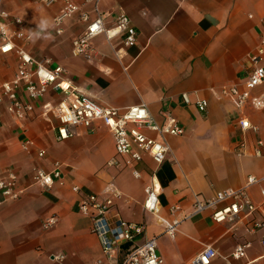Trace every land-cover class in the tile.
<instances>
[{
    "label": "crops",
    "instance_id": "obj_1",
    "mask_svg": "<svg viewBox=\"0 0 264 264\" xmlns=\"http://www.w3.org/2000/svg\"><path fill=\"white\" fill-rule=\"evenodd\" d=\"M3 6L34 33L25 46L32 57L63 67L65 78L96 103L118 109L143 103L158 124L170 114L183 127V135L167 138L169 153L156 172L158 217H169L172 205L188 212L195 196L207 199L219 190L243 187L248 176L264 177V146L261 157L253 155L256 141H264V110H239L219 96L223 87L241 85L248 57L264 37V0H100V10L109 15L107 26L124 13L137 40L122 47L117 39L108 43L103 35L97 36L91 41L96 51L91 61L70 53L71 38L82 29L75 18L65 22L61 37L54 35L52 18L60 4L44 7L39 0H4ZM17 66L13 52L0 53V84L14 76ZM252 93L264 94V84ZM60 99L49 88L23 120L0 108V178L12 173L21 191L15 200L0 196V264H57L56 255L64 257V264H120L128 244L108 261L91 231L90 218L79 210L85 196L101 194L108 184L121 193L109 218L145 222L144 236L136 243L158 236L162 264H187L206 245L226 255L239 243L250 245L246 258L233 264H264L260 233L247 234L241 221L216 223L208 211L181 222L174 239L163 234L158 218L142 207L143 188L155 167L150 156L144 153L137 165L139 178L120 164V157L118 164L108 165L115 158L113 139L99 123L91 131L76 129L75 135L58 141L57 122L50 113L43 114L42 106ZM199 99L207 101L205 111L196 108ZM242 116L258 127L257 133L242 131L238 125ZM25 139L33 140L45 155L38 157L36 149L25 152L21 146ZM241 142L244 154L238 155ZM55 164L61 177L50 187L30 183L34 169L51 171ZM260 187L264 182L248 188L256 202ZM51 216L56 223L44 229V220Z\"/></svg>",
    "mask_w": 264,
    "mask_h": 264
},
{
    "label": "built area",
    "instance_id": "obj_2",
    "mask_svg": "<svg viewBox=\"0 0 264 264\" xmlns=\"http://www.w3.org/2000/svg\"><path fill=\"white\" fill-rule=\"evenodd\" d=\"M0 0V53L13 52L18 59V66L14 76L0 84V108L17 120H23L34 110V103L43 98L50 88L61 95V99L54 105L43 104V114H51L56 120V139L65 140L76 133V129L91 131L99 123L111 133L115 151V158L108 161V165L118 164L116 157H120L123 167L129 168L135 178L140 177L137 165L142 161L143 154L150 156L155 167L151 172L149 182L143 188L144 211L155 215L163 225L166 236L174 239L181 222L193 216L210 212L211 219L216 223L243 222L247 234H258L259 245L264 252V187H260V201H254L248 188L264 182V177L248 176L246 184L241 188H226L215 192L207 199L194 197V202L188 212L182 213L177 205L169 208V217L157 216L159 206L160 184L157 179V169L165 161L169 153L167 138L184 134L183 127L170 114L165 115L162 124H158L150 115L145 104L118 109L102 106L91 97L77 89L70 80L65 78L64 69L60 65L52 66L49 60L37 61L26 50L34 33L27 31L22 18L8 11ZM100 0H39L44 7L60 4V10L52 18V31L55 36L61 37L65 32V22L75 18L82 25L81 31L70 41V53L73 57H80L91 61L96 57L92 46V39L103 35L109 43L117 39L122 47H131L137 40V31L129 17L118 13L110 26L106 20L107 12L100 10ZM87 5L88 8H87ZM13 26V28L11 27ZM120 54V49L116 51ZM249 68L241 85L225 86L219 96L230 99L239 110L250 107L255 111L264 110V94L254 95L253 90L264 84V37L259 39L255 50L249 55ZM186 103L188 96L183 94ZM199 111H205L207 101L199 99L195 102ZM238 125L242 131L250 130L257 133L258 127L252 125L246 117H240ZM153 133V136L147 134ZM22 149L29 153L36 149L31 139H25ZM264 141L258 139L255 143L253 155L262 156L261 148ZM238 155H243L244 142L237 147ZM38 157L45 155L43 149H36ZM59 165L51 171L41 168L34 169L30 183L38 187H50L60 179ZM78 192L79 188L73 186ZM21 191L16 187V177L12 173L0 178V196L5 199L19 198ZM121 193L113 184H108L101 194L85 196L79 205L82 214L91 220V231L98 237L103 256L108 261H114L122 244H128L121 253L120 264H162L163 259L157 251L158 236L146 237L136 243L139 237L144 236L146 223H136L123 219H110L109 212L114 199ZM181 212L177 217L176 214ZM57 221L54 216L44 220V229L51 228ZM249 243H239L226 255H220L212 245L204 246L187 264H233L246 258ZM53 260L57 264H64V257L56 255ZM101 263V261H97ZM242 264V263H238Z\"/></svg>",
    "mask_w": 264,
    "mask_h": 264
}]
</instances>
